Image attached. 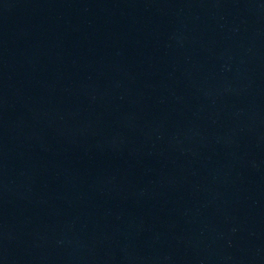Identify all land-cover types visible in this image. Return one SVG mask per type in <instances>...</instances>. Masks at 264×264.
<instances>
[{
  "label": "water",
  "instance_id": "95a60500",
  "mask_svg": "<svg viewBox=\"0 0 264 264\" xmlns=\"http://www.w3.org/2000/svg\"><path fill=\"white\" fill-rule=\"evenodd\" d=\"M0 264H264V0H0Z\"/></svg>",
  "mask_w": 264,
  "mask_h": 264
}]
</instances>
